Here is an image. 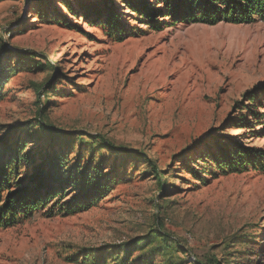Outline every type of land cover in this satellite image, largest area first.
Returning <instances> with one entry per match:
<instances>
[{
	"label": "rangeland",
	"instance_id": "obj_1",
	"mask_svg": "<svg viewBox=\"0 0 264 264\" xmlns=\"http://www.w3.org/2000/svg\"><path fill=\"white\" fill-rule=\"evenodd\" d=\"M98 2L0 0V64L12 69L0 139L109 178L87 208L64 209L69 186L0 226V264H264V168L219 171L211 157L221 143L264 151V21L160 15L152 27L107 0L113 36ZM37 164L21 162V178Z\"/></svg>",
	"mask_w": 264,
	"mask_h": 264
},
{
	"label": "trees",
	"instance_id": "obj_2",
	"mask_svg": "<svg viewBox=\"0 0 264 264\" xmlns=\"http://www.w3.org/2000/svg\"><path fill=\"white\" fill-rule=\"evenodd\" d=\"M104 1L100 0L96 4L95 19L100 20L102 27H108L109 34L121 35L122 28L118 24L117 16L108 6L107 0ZM123 1L128 8L144 15L152 27H159L161 22L156 17L160 15L171 16V23L188 22L198 18L211 23L222 20L233 23H245L257 19L264 21V0H157L162 7H151L147 0H136L135 5L132 3L133 0ZM69 8L72 10L71 6ZM11 73V68L0 64V100L4 94V84ZM39 125L56 133L54 127L42 120ZM14 129L12 128L8 133ZM10 135L7 134L0 139V226L15 224L18 220L28 217L58 196H63L64 189L66 190L69 186L77 190L69 200L70 202H65L68 206L64 209L70 210L87 208L98 201L108 189L109 178L103 174L99 166L95 165L91 168L89 165L73 171L72 168H67L65 160L57 153L38 158L36 153L25 151L26 144L22 139L17 136L10 137ZM211 157L219 171L243 169L246 166L264 168V151L248 146L237 144L223 146L221 143L220 150L213 153ZM23 161L29 164L39 162L27 176L28 178L20 176ZM155 172L161 180V170H155ZM88 257L87 254L85 258L89 259ZM92 261V264H97L98 259L93 258Z\"/></svg>",
	"mask_w": 264,
	"mask_h": 264
}]
</instances>
